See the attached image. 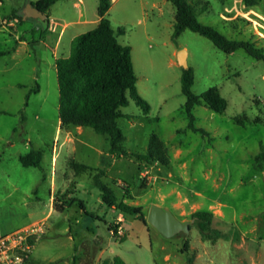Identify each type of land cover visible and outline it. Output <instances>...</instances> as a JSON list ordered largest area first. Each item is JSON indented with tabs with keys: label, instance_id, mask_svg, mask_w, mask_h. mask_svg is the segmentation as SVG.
<instances>
[{
	"label": "rangeland",
	"instance_id": "374dc122",
	"mask_svg": "<svg viewBox=\"0 0 264 264\" xmlns=\"http://www.w3.org/2000/svg\"><path fill=\"white\" fill-rule=\"evenodd\" d=\"M31 1L0 0V232L20 220L11 212L25 209L23 200L37 206L32 218L42 216L55 186L65 192L64 197L60 191L56 195L70 203L63 212L45 218L51 230L33 245L34 264H100L114 256L124 264H188L187 256L193 257V264H264V158L256 159L264 151V56L255 58L243 49L225 52L189 28L173 37L174 6L169 0L162 13L151 6L159 0L113 2L106 16L118 40L130 45L137 90L150 104L143 112L128 95V104L121 107L125 115L117 119L123 146L144 150L150 134L156 133L169 162L111 153L107 135L73 125L80 131L76 151L65 147L53 165L52 144L62 139L55 58L69 53L73 35L95 25L82 20L96 17L98 0H57L48 18L23 17ZM189 1L208 3L197 11L201 22L264 47V0ZM76 19L81 21L69 23L54 48L63 22ZM53 23L56 32L48 29ZM181 49L193 69L192 92L217 86L227 100L222 112L195 105V125L206 132L186 127L182 66L177 60ZM36 86L38 91H31ZM32 148L43 151L40 166L21 172L25 168L17 155ZM70 157L103 169L101 178L119 200H125L128 187L132 203L143 207L145 217L156 203L189 220V233L165 237L149 222L126 214L123 234H111L109 225L115 223L117 210L102 202L89 171L75 173ZM22 179L33 181V187L14 188ZM196 209H210L212 225L229 238L202 240L190 216ZM187 237L188 250L181 251Z\"/></svg>",
	"mask_w": 264,
	"mask_h": 264
},
{
	"label": "trees",
	"instance_id": "16d2710c",
	"mask_svg": "<svg viewBox=\"0 0 264 264\" xmlns=\"http://www.w3.org/2000/svg\"><path fill=\"white\" fill-rule=\"evenodd\" d=\"M175 9L172 36H178L184 29L189 28L210 39L213 44L225 52H233L243 49L247 54L261 58L264 56V47H257L247 39H235L224 35L209 24L201 22L197 17V11L207 8L208 3L203 1L192 2L189 0H169ZM249 1V0H246ZM33 5L47 14L51 5L56 0H33ZM111 0H98L97 13L100 16L96 25L84 32L76 34L71 42L69 54L60 56L55 60L59 104V127L89 126L98 133L105 134L109 139V151L119 152L122 156H135L145 162L156 161L167 165L169 157L164 141L156 134L151 133L148 144L144 150L128 151L123 146L124 134L118 125L117 119L125 114L121 107L128 104V95L142 109L150 110V104L141 96L136 87V74L134 72L131 47L121 43L110 19L106 16ZM120 32H123L120 30ZM3 54V51L0 52ZM194 81V73L191 66H182L181 90L185 95L183 110L187 116L186 127L192 130L206 132L195 125L193 109L196 104H203L215 111L222 112L227 106L226 98L220 93L217 86H210L200 94L191 90ZM38 91V86L31 91ZM129 117V116H128ZM235 121L242 122L238 117ZM264 158V151L256 155L257 160ZM22 165L40 166L42 150L30 149L18 157ZM71 167L76 172L87 169L95 170L92 180L100 189L102 201L107 205H114L125 215L130 214L146 223L143 207L131 201L133 197L129 188L125 187V198L119 200L113 189L101 178L104 170L94 168L84 163L71 161ZM70 201L55 196L54 208L62 211ZM80 208L84 209V203L79 200ZM190 216L198 227L202 240H216L217 238H229L228 233L212 225L213 212L210 209H196ZM115 223L109 225V230L115 227ZM191 226V224H189ZM238 238V232L235 234ZM189 239L185 238L181 251H187ZM188 264H193V257L187 256ZM100 264H124L119 256L112 259L106 258Z\"/></svg>",
	"mask_w": 264,
	"mask_h": 264
},
{
	"label": "crops",
	"instance_id": "0c3cea01",
	"mask_svg": "<svg viewBox=\"0 0 264 264\" xmlns=\"http://www.w3.org/2000/svg\"><path fill=\"white\" fill-rule=\"evenodd\" d=\"M57 1V0H56ZM115 1H117V0H111V4H110V7H109V9L111 8V6H112V4H113V2H115ZM165 0H159V1H157V2H155V1H152V3H151V6L152 7H154V8H156V9H158V12L159 13H162V11H163V5H165ZM74 4L75 5H77V2H74ZM97 5H98V3H97ZM108 9V10H109ZM107 10V11H108ZM174 13H175V9H174ZM81 14V13H80ZM48 16H49V14H48ZM99 18H100V16L98 15V13H97V6H96V17H94V18H92V19H87V18H84L82 21H92L95 25H96V23L98 22V20H99ZM51 21H53V19L51 18ZM79 21H81L80 19H76V20H69V21H65V22H63V24H62V26L60 27V29L58 30V32H57V34H56V37H55V45H54V48H56L58 45H59V43L61 42V37H62V34L64 33V28L69 24V23H71V22H79ZM10 23L12 24L13 22L12 21H10ZM171 24H173L172 22H170ZM94 25V26H95ZM93 26V27H94ZM48 29H49V31L51 30L52 32H56L57 31V28H56V26H55V24L53 23V25H52V27H48ZM76 35V34H75ZM75 35H73L72 36V38L75 36ZM72 38H71V40H72ZM22 43H24L25 42V40L24 39H19ZM69 54V53H68ZM68 54H66V55H62V56H67ZM56 58H58V57H56ZM56 58H55V60H56ZM58 125H59V119H58ZM58 129H59V134H61L62 135V139H61V141L57 144V146H55V143H53L52 144V147H51V161H52V164L53 165H55V162L57 161V155H58V153L60 152V154L62 153V151L65 149V147L67 148L68 146H69V148H70V150L71 151H76V148H77V142L79 141L80 142V139L78 138V134L80 133V131H79V128L78 127H75V128H73V127H70V128H66V129H61L59 126H58ZM59 140V139H58ZM57 140V141H58ZM10 143V142H9ZM70 144V145H69ZM33 149V148H32ZM30 150V149H29ZM29 150H27V151H25V152H20L18 155H17V158L19 157V155L20 154H23V153H26V152H28ZM40 150H42V149H40ZM98 152L99 153H101L102 151L101 150H98ZM42 153H43V151H42ZM113 153V152H112ZM19 160V159H18ZM70 160L71 161H74L71 157H70ZM71 161L69 162V163H71ZM76 162V161H75ZM80 163V162H79ZM85 164V163H84ZM22 165V164H21ZM70 166H71V164H69ZM86 165H88V164H86ZM30 166H34V165H22V168H25V169H21V172L23 171V172H25V170H27L28 169V167H30ZM91 167V166H90ZM94 168H98V167H94ZM85 171H89L90 172V175H91V177H92V175L94 174V172H95V170H93V169H87V170H85ZM56 172V171H55ZM84 172V171H83ZM75 173L77 174V173H80V172H76L75 171ZM82 173V172H81ZM80 173V174H81ZM52 184L53 185H55V180H53V177H52ZM32 185V186H31ZM33 185H34V182L33 181H29V180H24V179H22L20 182H16V184L14 185V188H19L20 186H26V187H28L29 188V186L30 187H33ZM35 190V192H36V188L35 189H33V191ZM60 191V188H58V189H56L55 188V186L54 187H52V188H50V190H49V203L47 204V210H46V212L42 215V216H40L39 218H32L33 217V215L34 214H36L37 212H36V208H37V206L35 205V204H32V205H29L28 203H27V201L26 200H23V204L24 205H26L27 207L25 208V209H19V210H17L16 212H11V216L13 217V218H15V217H18V219H20V220H18L16 223H13L9 228H7L6 230H2V232H0V233H2V234H4V233H7V232H10V231H13V230H16V229H20V228H23V227H25V226H27V225H29V224H31V223H33V222H35V221H43L44 222V220H45V218L47 217V216H50L54 211H56V212H63L68 206H66L65 207V209L64 210H62V211H58V210H56L55 208H54V198H55V196H57L56 195V193L57 192H59ZM10 193V192H9ZM59 193H61V194H59V195H62V194H65V192H62V191H60ZM29 197V196H28ZM35 197H36V199H38L39 197L37 196V195H35ZM61 197H64V195H62ZM100 197H101V195H100ZM125 198V197H124ZM102 200V199H101ZM125 200H126V198H125ZM103 202V201H102ZM132 202V201H131ZM104 203V202H103ZM110 208H112V209H114V210H117V213H116V219H115V222L117 221V219H120V222H121V224H123L122 222H123V220H124V217H125V214L123 213V212H121L117 207H115L114 205H108ZM82 209V208H81ZM83 211H86V208H84V209H82ZM112 223H114V221L112 222ZM51 230V228H49V227H45V222H44V231L42 232V233H40L39 234V236L34 240V242H33V245H35V242H36V240L39 238V237H41V236H43V235H45V233L47 232V231H50ZM110 231V230H109ZM33 247V246H32ZM167 258H168V255L166 256ZM35 263V260L32 258V256H31V253H30V258L28 259V261H26V263L25 264H34Z\"/></svg>",
	"mask_w": 264,
	"mask_h": 264
},
{
	"label": "built area",
	"instance_id": "2783aa9c",
	"mask_svg": "<svg viewBox=\"0 0 264 264\" xmlns=\"http://www.w3.org/2000/svg\"><path fill=\"white\" fill-rule=\"evenodd\" d=\"M111 234H123L120 219L115 222ZM44 231V222L35 221L23 228L0 235V264H25L30 258L34 240Z\"/></svg>",
	"mask_w": 264,
	"mask_h": 264
},
{
	"label": "water",
	"instance_id": "95a60500",
	"mask_svg": "<svg viewBox=\"0 0 264 264\" xmlns=\"http://www.w3.org/2000/svg\"><path fill=\"white\" fill-rule=\"evenodd\" d=\"M34 16L46 18L47 14L29 2L23 10V17ZM177 60L179 65L186 67V52L184 49L178 51ZM146 221L153 225L162 235L170 237L178 232L188 234L190 231L189 220L177 218L168 207H162L156 203L149 207Z\"/></svg>",
	"mask_w": 264,
	"mask_h": 264
}]
</instances>
